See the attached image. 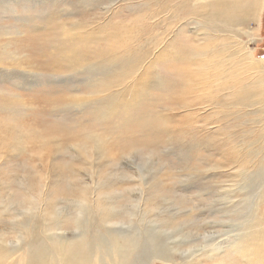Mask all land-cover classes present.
<instances>
[{"label":"rangeland","instance_id":"1","mask_svg":"<svg viewBox=\"0 0 264 264\" xmlns=\"http://www.w3.org/2000/svg\"><path fill=\"white\" fill-rule=\"evenodd\" d=\"M84 1L0 0V264H26L27 246L85 232L97 264L96 237L110 240V231L135 240L129 264L154 252L181 264H244L229 244L248 222L264 228V92L240 101L236 91L240 81L264 76V0L259 28L249 23L244 39L223 49L224 35L205 40L209 31L199 27L207 21L194 18L199 7L191 6L203 1ZM61 27L88 36L90 52L102 48L93 56L105 60L106 50L140 55L141 63L122 82L110 77L106 91H92L89 73L79 70L98 59L85 55V65L69 70ZM214 43L220 67L194 56ZM245 52L261 63L259 73L230 61ZM123 88L117 113L96 117ZM218 243L228 248L206 260L203 251ZM194 249L195 261L185 260Z\"/></svg>","mask_w":264,"mask_h":264},{"label":"bare ground","instance_id":"2","mask_svg":"<svg viewBox=\"0 0 264 264\" xmlns=\"http://www.w3.org/2000/svg\"><path fill=\"white\" fill-rule=\"evenodd\" d=\"M85 1H87V2H85ZM85 1H84L85 4L88 3V0H85ZM97 1H96V3L99 4ZM100 1H103V0H100ZM191 1H194V2L203 1L204 2L201 5H192L191 6L192 8H198L199 7L197 11L193 12L194 18H196L197 20H199V18H200V21H202V20L207 21V24H204V25L200 24V27H199V29H202V30L206 29L209 31V35L206 34L205 40H207V41L209 40L211 42V40H215V38L218 34L224 35L226 43H224L222 46H220L222 49L228 43H231V42L237 43L236 41H240V40L244 39V35L246 34L245 27L248 26L249 23H252V28L258 27L259 12L261 11V8L263 5V2L261 0H191ZM89 2H90V0H89ZM114 3L115 2L113 0H111L110 5H113ZM190 4H192V3H190ZM53 5H54V2H53ZM161 5H163V4H161ZM82 6H84V5L82 4ZM153 6H155V5H153ZM83 8H86V6ZM90 8H91V6H90ZM92 8H94V7H92ZM161 11H162V9H161ZM175 13H177V12H175ZM188 15H190V14L188 13ZM174 17H175V15H174ZM183 18H185V16L182 17V19ZM172 20H174V19H172ZM185 20H186V18H185ZM120 23H121V21H120ZM199 23H201V22H199ZM122 27H123V25H122ZM183 27H185V26H183ZM116 30L117 29H115V31ZM179 30H183V28L179 29ZM124 31H125V33L127 32L126 30H124ZM115 34H116V32H115ZM117 36H119V34H117ZM61 37H59L58 39L63 41L64 43L67 42L70 44L69 47L62 48L60 50L61 60L65 66H68L69 70L70 69L71 70H77L81 66L85 65L86 64L85 55H91L93 58L98 59L97 65H91L92 63L89 64V62H88L87 68H85L83 70H79V72L85 71V73L86 72L89 73L90 76L88 78V82H90V83H88V84L91 86L92 91L94 88L95 89H102V90L104 89V91H106L107 87L110 84L109 82H107V80H109L110 77H113V81L114 80H120V82H122L123 76L125 74L130 75L132 70H134V68H137L139 66V64L141 63L142 57L141 58L138 57L140 55H136V56H128L126 54L125 55H118L117 53H114V52L111 54H108L106 52V50H103V53L107 56V57H105L106 58L105 60H102L101 58H99V56L98 57L93 56L92 54L96 53L97 49H102V48H94L93 51L90 52L88 50V48L86 47V40H87L88 36L74 37V34H72L71 31L64 29L62 27H61ZM113 37L115 38V35H113ZM113 37L111 36V38L109 39V42H112ZM115 40H117V39H115ZM117 41H120V40H117ZM111 44H113V43H111ZM119 44L120 43L118 42V45ZM245 45L246 44H244L242 46V49H244ZM114 46H116V45H114ZM209 46H211V48H208L207 50L204 49L202 52L195 53L194 54L195 58L202 59V58H204L203 56H208L209 60H211V61H209L210 67H212L211 62H213V61L216 62V67H220L221 62L217 61V59L220 58V55L215 52L218 49L219 45L214 43L213 46L211 44H209ZM179 47H180V45H179ZM80 48H84V51H82L83 53H78L75 50V49L81 50ZM119 51H121V49ZM221 53H222V51L220 52V54ZM248 54H247V52L240 54L236 59H234L232 56H230V58H231L230 61L235 62L236 60H239V62H242V65L245 63L246 66L245 65L244 66L247 67V69H256V71L258 70L257 72L259 73V70L261 71V67H260L261 63L258 64L255 61H253V59H251L252 58L251 55L253 53L250 56ZM243 55H244V57H243ZM103 58H104V56H103ZM223 61H224V59L222 60V62ZM101 64L106 65L107 68H105L106 70L103 72V74L100 77H96L92 73V71L95 70V67H98ZM236 72H237L236 75L240 74V73H238L239 71H236ZM245 72H246V70H245ZM87 73H86V75H87ZM244 81H246V80H244ZM160 85H161V83L159 84L158 87H161ZM84 87H86V86L84 85ZM238 87H237V89H241V90L236 91L237 92L236 95L240 99V101H244V100H247L250 98L254 100V98L258 96L260 91L264 92V76H262V79L261 78L259 79L257 84H245L244 85V82L240 81L238 83ZM91 88H89V89H91ZM254 89L257 90L256 93H253ZM97 91H99V90H97ZM70 93H72V92H70ZM120 93H121V91H120ZM124 94H125V88L122 89V93L120 94V95H122V97H117L118 98L117 99L114 96H110V97H107L106 99H104V103L106 101L107 105L105 104L104 106H97V108H96L97 111L96 110L95 111L98 112L97 114H99V115H96V117L100 116L101 118L104 119L107 117L109 118V116L116 114L117 111L119 110V107L122 106L123 103L126 102V100H125L126 94L125 95ZM99 101H97L98 104H99ZM95 103L96 102H94L93 104H95ZM100 103H102V102L100 101ZM95 105H91V106L94 107ZM136 105L137 104H135L134 106H136ZM153 124H155V123H153ZM259 202L264 203V195L263 194H260ZM97 205L100 206V204L98 202H97ZM105 225H111V224H105ZM245 225H247V226L242 225L244 227L242 229V233L239 234L238 236H235L233 241L230 240L231 242L229 244V249L231 251L230 250L229 251L232 252V255H233V253L237 254L238 257L243 260L242 262H244V264H264V228L260 224L259 220H254L252 222H248ZM80 226H81V224L75 225V227L77 229ZM59 229H60V227L58 225H56L51 230L58 231ZM87 233L88 232H85V235L74 238L73 240H70V241L65 240L64 238H61L62 236H60V237L54 236V237H52V239H49V243H50L49 246L50 247H45V245L41 246V244H39L38 247L36 245H33V244L30 246H27L26 248L30 250L29 253H31V254H29L26 257V259H25L26 264H47L45 259H46V256H48V255L50 256V260L54 261V264H93L92 263L93 257L91 256V251H92V248L94 246L90 242V240H87L88 238L87 239L85 238ZM107 234L110 237V240H106V238H103V237L101 238V236H103V235H101V236L99 235L98 237H96L97 243H95V249H96V253H98V256L100 259V261H98L97 264H129L132 261V259H130L131 254L135 253L134 257L137 256V254L135 252L137 249V245H136L135 240L131 241V239L129 238L128 235H124L123 237H119L121 235H118L117 231H110ZM138 238H139V236H138ZM17 239L23 241V239L21 237H17ZM28 239H30V238L27 236L26 240H28ZM232 239H233V237H232ZM30 242L36 244L32 240ZM221 242L223 243L224 240ZM211 243H213V242H211ZM207 244H205V245L207 246ZM227 246H228V244H227ZM227 246H225V247H227ZM142 247H144V246H142ZM225 247H222V248H225ZM222 248H221V244L219 245V243L216 245L212 244V248L210 250L205 251V252L203 251V254L207 255V256H205L206 260L207 259L213 260V258H216V257L218 258V256L220 257L223 254ZM1 250L4 252L3 249H1ZM1 250H0V260L4 259V255H3V252ZM15 250H16L15 248H11V254L15 253L16 252ZM189 251H192V252L186 256L185 260L189 258V259H193V261H195L194 259L197 257V254L201 252V250H199V249H194V250H189ZM212 251H214V253H212ZM25 253H27V252H25ZM102 253L104 255L105 261L102 260V258H103L101 256ZM154 253H155V255L154 254H153V256L151 255V257L147 261H145V262H144V260L140 261L138 258L137 263L133 262L132 264H152V262L156 259L159 261L165 262L167 264H181L179 262L175 263L170 258L165 257L163 255L161 256L157 252H154ZM226 253L227 252H225L224 254H226ZM11 256L12 255L8 256L7 258H10ZM181 262L183 264V262H185V261L183 260ZM189 264H192V261H189ZM217 264H221V263H217ZM222 264H225V263H222Z\"/></svg>","mask_w":264,"mask_h":264}]
</instances>
